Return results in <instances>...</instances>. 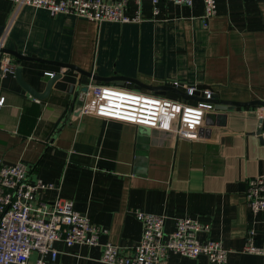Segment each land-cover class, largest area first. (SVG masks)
Segmentation results:
<instances>
[{
    "label": "crops",
    "instance_id": "1",
    "mask_svg": "<svg viewBox=\"0 0 264 264\" xmlns=\"http://www.w3.org/2000/svg\"><path fill=\"white\" fill-rule=\"evenodd\" d=\"M116 3L121 0H104ZM216 15L204 25L203 0L191 7L160 2L153 16L149 0L128 4L141 15L137 24L93 23L0 0L3 48L48 62L70 64L101 78L120 76L146 86L178 81L211 88L218 100L264 102V0H215ZM2 56L0 57V62ZM12 74L0 78V166L21 162L32 180L57 187L106 230L99 245L67 248L58 242L54 262L104 264L101 247L110 242L131 253L142 236L133 212L165 219L192 218L209 226L200 242L214 240L228 251L225 264H264V256L242 252L248 232L264 246V212L252 214L245 202L247 180L264 175V142L255 135L264 109L235 107L206 113L203 127L189 138L79 114L80 93L93 84L136 90L128 82L97 83L59 66L9 57ZM1 68V67H0ZM37 93L60 75L46 99H33L17 83L14 70ZM183 100L173 93L165 96ZM184 101V100H183ZM194 102V101H189ZM56 192H45L46 202ZM33 253L28 264H34ZM162 264H211L204 257L170 255Z\"/></svg>",
    "mask_w": 264,
    "mask_h": 264
},
{
    "label": "built area",
    "instance_id": "2",
    "mask_svg": "<svg viewBox=\"0 0 264 264\" xmlns=\"http://www.w3.org/2000/svg\"><path fill=\"white\" fill-rule=\"evenodd\" d=\"M142 0H121L108 3L104 0H12L14 14L30 7L46 11L50 16H70L93 23L110 22L137 24L141 15L128 13V4L139 6ZM153 16L158 15L160 2L177 7H191L194 0H149ZM204 25L216 15L215 0H203ZM4 39L0 38V48ZM2 55L0 54V57ZM0 78L12 74L9 59L0 62ZM52 78L54 74L46 73ZM171 87L193 97L194 102L172 100L150 93L137 92L114 86L93 84L80 93L79 114L114 121L134 127H145L187 139L203 127L206 113L215 110L211 88L198 89V85L169 82ZM4 98H0V107ZM57 187L40 179L32 180L27 168L18 162L0 166V264H28L33 253L38 255L34 264H46L57 258L54 246L61 242L65 247L99 245V237L106 230L94 225L85 214L76 211L69 201L57 196ZM55 191L52 202L44 201L45 192ZM245 202L252 214L264 212V175L247 180ZM135 219L142 225V236L131 253L123 252L110 242L101 247L104 264H162L170 255L186 259L204 257L211 264H225L228 251L220 242H200L198 234L208 233L209 226L192 218L174 219V229L164 232L165 219L135 210ZM254 232H248L242 252L264 256V246L254 244Z\"/></svg>",
    "mask_w": 264,
    "mask_h": 264
},
{
    "label": "water",
    "instance_id": "3",
    "mask_svg": "<svg viewBox=\"0 0 264 264\" xmlns=\"http://www.w3.org/2000/svg\"><path fill=\"white\" fill-rule=\"evenodd\" d=\"M1 34L2 33H1V29H0V37H1ZM0 54L2 55V59H9L10 56L14 57L16 59L17 64H19L21 61H28V62H38L40 64H46V65L59 66L61 68H65L66 70L74 71V72L78 73L79 75H81L82 77H86V78L91 79L97 83H108V82L124 83V82H128V83L133 84L134 88L136 90L145 89L147 91L155 93L156 95L165 96L166 93L169 92V93H173V94L177 95L178 97H180L184 101H197L199 99L198 98L199 92H197L195 94V96L190 97V96H187L186 94H184L183 92L171 87V85L169 83H165L162 86L153 87V86L143 85L140 82H138L137 80L130 79V78H124V77H120V76L101 78V77L93 75L91 72H83V71L79 70L78 68H76L70 64H60V63H56V62L44 61V60H41L38 58L27 57V56H23L21 54H18L16 51L8 50L6 48H0ZM14 77H15L17 83L19 84V86L22 89H24L33 99L42 101V100L46 99V97L50 93L52 86L54 85V83L57 80L60 79L61 76L60 75H54L52 78H49L48 82L46 83L45 90L42 93H37L34 89H32L28 84H26L23 81L20 68H16L14 70ZM206 88H208V87L198 86V89H206ZM212 102L215 105V110H232L235 107H242V108L257 107L259 109H264V102H262V101H256L255 100V101H250L247 103L227 102V101H223V100H218V98L215 94L213 95ZM261 125H262V119L259 120V125L257 128V131L255 132V135L258 136L260 141L264 142L262 139L263 137H262V133H261Z\"/></svg>",
    "mask_w": 264,
    "mask_h": 264
},
{
    "label": "rangeland",
    "instance_id": "4",
    "mask_svg": "<svg viewBox=\"0 0 264 264\" xmlns=\"http://www.w3.org/2000/svg\"><path fill=\"white\" fill-rule=\"evenodd\" d=\"M143 128H145V127H143Z\"/></svg>",
    "mask_w": 264,
    "mask_h": 264
}]
</instances>
